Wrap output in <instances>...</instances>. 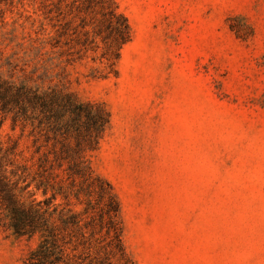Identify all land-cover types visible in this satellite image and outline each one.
Wrapping results in <instances>:
<instances>
[{"label": "rangeland", "instance_id": "obj_1", "mask_svg": "<svg viewBox=\"0 0 264 264\" xmlns=\"http://www.w3.org/2000/svg\"><path fill=\"white\" fill-rule=\"evenodd\" d=\"M115 2L132 32L116 76L76 64L64 83L109 113L90 159L126 250L137 264H264V0ZM34 9L0 0L3 77L32 74ZM16 135L4 120L0 140ZM33 245L0 232V264Z\"/></svg>", "mask_w": 264, "mask_h": 264}, {"label": "trees", "instance_id": "obj_2", "mask_svg": "<svg viewBox=\"0 0 264 264\" xmlns=\"http://www.w3.org/2000/svg\"><path fill=\"white\" fill-rule=\"evenodd\" d=\"M32 1V74L0 75V126L17 131L0 140V232L34 241L22 264H137L116 193L90 159L109 113L64 83L76 64L91 78L116 76L129 22L115 0Z\"/></svg>", "mask_w": 264, "mask_h": 264}]
</instances>
